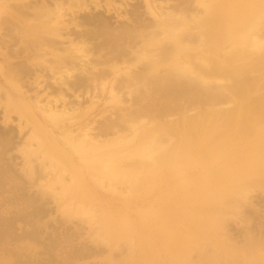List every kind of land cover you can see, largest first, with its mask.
I'll return each mask as SVG.
<instances>
[{
    "label": "bare ground",
    "instance_id": "obj_1",
    "mask_svg": "<svg viewBox=\"0 0 264 264\" xmlns=\"http://www.w3.org/2000/svg\"><path fill=\"white\" fill-rule=\"evenodd\" d=\"M183 1V7L176 5L174 13L156 20L150 0H143L155 21L123 25L117 32L99 19L96 36L86 30L59 56L53 40L61 37L64 5L67 11L82 12L88 8L83 0H52L50 7L44 0H0V37L2 32L16 35L25 58L30 49L37 53L45 48L53 62L34 55L27 62L46 68L58 80L74 70L69 67L73 55L86 59L93 50L88 42L107 36L110 57L103 62L110 72L69 84L86 93L88 87L104 93L112 110L126 90L137 107L125 114L116 110L118 119L104 124L96 139L87 126L75 134L64 129L65 114L47 107L42 116L53 132L60 131L55 135L23 99L7 92L0 96L3 123L15 115L19 134L30 127L17 152L23 176L37 184L39 194L36 200L24 197V183L4 162L9 139L0 135V264H53L56 259L76 264L102 254L74 248L67 237L64 246L55 238L41 242L35 226L44 214L37 201L47 200L65 221L88 227L91 244L108 251L106 264H264V237L252 234L250 214L243 216L247 226L241 243L228 228L234 222L229 219L241 217L251 195L264 194V0ZM91 4L119 15L120 6L111 1ZM83 22L79 26H86ZM136 67L140 69L134 73ZM20 69L6 61L0 64V74L15 95L22 91ZM231 135L234 150L226 153ZM72 157L79 168L69 169ZM217 158L228 160L212 168L200 166V161ZM177 166L194 175L163 187L159 198L164 200L139 212L134 221L108 212L97 195L103 188L126 197L151 190ZM114 252L119 255L112 256Z\"/></svg>",
    "mask_w": 264,
    "mask_h": 264
},
{
    "label": "rangeland",
    "instance_id": "obj_2",
    "mask_svg": "<svg viewBox=\"0 0 264 264\" xmlns=\"http://www.w3.org/2000/svg\"><path fill=\"white\" fill-rule=\"evenodd\" d=\"M12 1L13 0H11L10 3H13ZM28 1L31 4L41 3V0H37V1L28 0ZM44 1L45 3H47L48 6L49 5L52 6L51 5L52 0H44ZM83 1L88 7L87 10L85 9L84 11L79 12L77 9L75 10L73 9L70 12L67 11L68 9L66 10V8L68 7V4H66L67 3L66 0H63V4H66L67 6L64 5L65 13H62L63 14L62 16L64 15L65 16L62 17L63 18L62 19L63 21L61 23L62 25L61 24L59 25V35L61 37L53 40L55 41L54 53L57 51V53L55 54H59V56L63 55L64 53L63 50L68 49L69 48L68 45H70L71 42L75 43L78 40H80L78 37L80 36V34L81 35L85 34L86 30L89 32L88 34L91 33L90 36H94L93 33L95 34L101 29V27L98 24L99 19L100 21L105 22L107 24V28L111 29V31L119 30L123 28V25L132 27L133 23L134 24H137V22L152 23L153 21H155V17L149 16L147 11L145 10L143 0H100L102 4H104V1H111L117 6H120V9L118 11L119 15H117L113 11L108 12L103 6L99 8H95L91 4L92 0H83ZM182 1L183 0H150V6L153 9V13H155V16L157 18L156 20L159 19L164 20L166 18L167 13L170 14L174 13V11H176L177 6L179 7L180 5V7H183L186 4V2L184 1L182 2ZM188 6L192 7L191 4H189ZM93 18L96 19V21L97 20L98 21L97 22L94 21L92 23V21L94 20ZM89 19L92 21H90ZM85 20L87 21L89 20L90 22L88 21L87 23ZM82 21H84L83 23L86 26L89 24L88 27L79 26L81 25L80 23ZM74 24L78 25L79 27L76 28ZM106 39H108V37L104 35L99 37L98 39L90 40L91 42L90 41L88 42V49L89 50L93 49V50L89 51V53H91L88 56L89 58L87 57L86 59L84 58L82 59L80 55L78 56L73 55V57H76L75 59L72 58L74 64L71 65L68 64V66L69 65H70L69 67L72 66L71 68L72 70L74 68V70L68 76L63 75V77L60 78L61 80H58L59 78L57 77L59 76L55 75L56 76L55 77L54 74L51 71L46 70V68L44 69L43 67L41 68L32 67L27 62V58L29 60L30 58H32L31 56L34 55L39 58L42 57V59H46V63L47 62L51 63L53 62L52 59L53 56H50L51 53L49 51H47L45 48H41V50L36 53L35 51H32L30 49L31 56L25 58L24 53L22 51L23 46H21L22 44L21 45L19 44V40L17 36L12 35V33L2 32L0 37V64L4 65L6 61L12 67L23 68L24 71L23 69H20L23 72L22 76H20L22 79L20 81L21 90H22L20 95H15L12 92V90L5 82V79L0 74V96L2 97L3 94L7 92L11 94L14 98L23 99L28 105L31 106L39 122L46 129L52 132L53 130L51 126L44 121V118L42 116L41 110L42 109L46 110L47 107H50L52 110L58 113H63L66 115V116L64 115L63 117V123H62L63 125H61L63 126L64 129L72 131L75 134L77 131L76 129L78 127L87 126L89 129L88 134L91 137L98 139L99 130L103 128L102 126H104V124L106 125L107 122L110 120L118 119L119 112L116 110L120 109V111H122L125 114L127 112L128 113L132 112L134 108H137L136 104H134L131 100L132 97L127 95L126 90H122L118 94L120 98L119 99L120 103L115 110H112V106L108 104L109 98L107 95H104V93L100 94L98 93L97 90H95L94 92L90 87H88L89 90L86 93L85 89L77 90L76 88L74 89V87L70 85L71 83H73L78 79L79 80L84 79L85 81L87 77L92 74L94 75L98 73L110 72V70H108L109 67H106L107 68L106 69L104 64L105 62H103L104 60L106 61L105 58L110 57V50H109L110 48L107 49L106 45L109 44L111 46V44L107 43ZM105 42L107 44H105ZM65 55L68 54H64V56ZM68 56H72V55H68ZM77 58L80 59L78 60ZM99 61L102 62V65H100L101 62ZM96 64H98L99 66H97ZM71 68H69V70H71ZM137 68L138 67L135 68V71L133 68L132 71L135 73L136 70L140 69ZM35 74L38 77H36ZM35 78L37 80H35ZM55 78H57V80ZM65 78L66 80H64ZM17 122H18L17 116L11 115L10 122L7 125H5L3 123V111L0 108V135L1 136L4 135L6 136V138L9 139V146L3 158L5 164H7L6 167L10 169L11 173L12 172H13L12 174L16 173L15 175L17 176V178H20L22 183H24V189H23L24 197L26 196V198L36 200L39 197L38 188L36 187L37 184L28 183L27 179H25V177L23 176V172H22L23 159L21 154L17 152V147H19L18 145L29 133L30 127H27L25 130H23L22 134H19ZM146 128L148 129L150 128V126L146 125ZM59 132L60 131L58 132L54 131L53 133L57 135L59 134ZM100 139H102V137ZM233 140L234 139L232 135L228 137L227 140L228 144L224 149L226 153H228L229 151L231 152V150H234L232 149V146L234 145ZM252 141L253 138L251 139V142ZM235 155H236L235 153H232L231 156L235 157ZM228 158L227 159L217 158L214 161H209L206 163L200 161L199 163L200 166L202 164H205L204 166L202 165L205 168H212L222 163L224 160H228ZM31 159H33L32 161L35 167L34 170H37L35 171L36 172L35 174L37 176L36 175L35 176L38 177V175H40V172L37 163L34 162L33 156ZM74 166L79 168L80 165L77 162L76 158L72 157L71 160L68 161V167L69 169H71ZM167 171L170 172L171 176L164 175L165 177L163 178L161 177L159 180H157L153 189L151 190L145 189L143 192H140L133 196L126 197V196L113 195L105 188L97 190L96 192L100 199V202L108 212L122 215L125 218H127V220L134 221V219L137 217L139 212L147 211L151 208L152 204H155L156 206V204L164 200L163 198L165 197L159 198L162 196L161 191L163 187L170 185L173 181L184 180L186 179V177L194 175V174H188L187 176L186 173L187 169L183 166L170 168ZM251 199L252 201L249 202L246 206H244V209L241 210L240 213L241 217L239 218L240 220L237 219L238 216H236V218L234 216L233 218H231L232 220L229 219L230 222L234 220V222L228 224L229 225L228 228H229V234L230 233L233 234L232 239L234 238L233 240L235 242L239 241L241 243V240H243L242 236H244V232L242 231H245L244 229H246L247 226L246 225L247 221H245L246 222L245 224L243 220V216H247V214H250L249 215L250 219L248 222L250 225L249 229H251V231L253 230L252 234H255L256 236L258 235L259 237L260 236L264 237V194L257 192L255 193V197L254 194L251 195V198L249 200ZM251 203L252 205H250ZM37 206L39 207L40 211H42L44 214V217L40 219L39 223L37 222V225L36 226L34 225L36 231L39 233V238H41V242L44 240L47 241L48 238L51 239L55 238L57 242L61 244V246H64L67 244V242H65L67 237L68 241H70L69 244L74 248L85 247L93 251H97V250L102 251V254L99 253V255L96 256L92 255L88 258H84L78 261V263L76 264H106L105 260H106V256L108 255L107 249L102 248L103 246H100L99 247L100 249L99 248L96 249V247L91 244L90 237H92V235L91 233L88 234L89 229L88 227H86V225H83L76 221H65V219L61 216L60 212H57L56 205L50 200H47V202L37 201ZM177 225L180 228L179 230L182 231L183 230L181 229L182 226L180 224ZM17 233L20 232L17 231ZM116 255L118 256L119 253L114 252L112 254V256H116ZM57 260L60 262L59 259H56L53 262V264H60Z\"/></svg>",
    "mask_w": 264,
    "mask_h": 264
}]
</instances>
